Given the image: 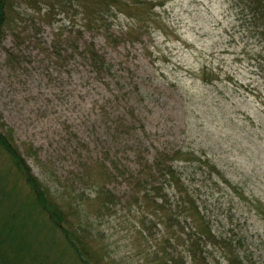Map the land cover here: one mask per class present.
<instances>
[{
    "label": "rangeland",
    "instance_id": "obj_1",
    "mask_svg": "<svg viewBox=\"0 0 264 264\" xmlns=\"http://www.w3.org/2000/svg\"><path fill=\"white\" fill-rule=\"evenodd\" d=\"M141 3L129 15H108L106 29L78 32L74 0H10L0 43L1 131H11L33 174L71 201L81 167L130 162L145 132L156 147L204 153L264 206V40L229 0ZM90 44L104 62L97 68ZM204 65L233 73L238 88L202 83ZM8 168L0 156V180L11 186ZM216 200L225 205L222 194ZM65 210L74 223V208ZM119 214L93 222L96 244L113 264H152V238L145 245L137 217ZM257 219L234 224L264 264V215ZM55 239L40 263L75 264Z\"/></svg>",
    "mask_w": 264,
    "mask_h": 264
},
{
    "label": "trees",
    "instance_id": "obj_2",
    "mask_svg": "<svg viewBox=\"0 0 264 264\" xmlns=\"http://www.w3.org/2000/svg\"><path fill=\"white\" fill-rule=\"evenodd\" d=\"M141 1L74 0V26L78 32L106 29L103 24L108 15L124 10L129 15L127 11L141 6ZM229 1L239 8L241 20L264 40V0ZM9 2L0 0V43L9 21ZM134 18L138 24L142 21ZM86 53L96 68L100 61L104 63L93 44ZM199 80L207 86L223 83L226 90L229 86L237 89L239 83L220 65L201 67ZM5 132L0 129V156L7 159V170L14 172L15 181L8 186L5 179L0 180V264H43L39 258L44 261L55 236L75 264H113L105 248L96 244L93 222L118 213L137 217L135 229L145 245L152 238V264H260L254 259L256 252L248 248L247 235L234 223L240 218L258 221L264 206L233 184L204 153L156 147L143 130L138 149L130 152V162L115 158L112 166L96 160L89 163L93 166L81 167L71 201V193L33 174L11 131ZM220 194L226 202L218 207ZM66 206L74 208V223Z\"/></svg>",
    "mask_w": 264,
    "mask_h": 264
}]
</instances>
